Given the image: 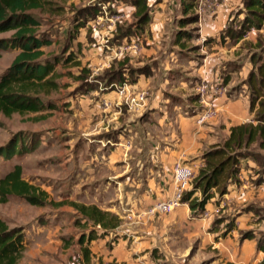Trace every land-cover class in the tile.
Listing matches in <instances>:
<instances>
[{
    "label": "crops",
    "instance_id": "obj_1",
    "mask_svg": "<svg viewBox=\"0 0 264 264\" xmlns=\"http://www.w3.org/2000/svg\"><path fill=\"white\" fill-rule=\"evenodd\" d=\"M185 1L147 0L149 22L138 26L132 0H97L79 8L75 16L78 26L68 32L62 49L64 63L69 54L70 62L77 59L75 43L85 48L96 43L95 53L102 57L83 68L77 64L76 90L69 101H79L80 116L86 118L88 126L93 125L82 133L88 137L85 143L75 145L81 162L69 168L70 160H74L70 155L62 153L57 158L58 168L63 170L57 180L61 193L70 189L68 182L74 181L73 191L77 188L88 190L90 196L96 194L95 198L106 197V204L97 201L90 205L121 220L112 231L90 224L79 233L73 244L78 249L77 264H154L153 260L209 264L207 257L211 254L223 264L264 261L257 241V230L264 227L257 222L260 216L256 211L264 208V175L256 172L258 167L252 158L241 161L240 184H232L223 197L216 194L203 215L194 216L186 203L168 215H141L157 202L173 197L176 164L193 166L197 175L204 166L203 154L226 141L234 126L248 123L256 115L257 108L251 109L248 79L263 62L264 21L260 27L246 23L244 0H220L215 12L198 15L195 10L198 20L185 24ZM131 25L133 32L121 37L122 28ZM53 44L52 40L50 46ZM113 68L122 72L124 80L107 84L108 79L101 78ZM84 69L89 73L79 80ZM201 80L226 87V93L215 99L217 116L204 126L195 123L201 107L196 87ZM84 82L94 87L81 91ZM125 83L129 90L122 96L115 86ZM142 91L148 93L145 106L130 110L126 96ZM56 109L60 107L56 105ZM84 181L88 184L80 183ZM195 196L201 197V193ZM125 213H132L137 220L129 223ZM221 219H235L232 229L223 222L215 224ZM81 222L85 224V220ZM91 231L96 238L81 244V236ZM53 232L60 233L58 229L46 233ZM247 232L252 237L243 238ZM61 235L57 236L59 242L63 241ZM25 240L27 249L26 236ZM156 249L160 252L154 256Z\"/></svg>",
    "mask_w": 264,
    "mask_h": 264
},
{
    "label": "trees",
    "instance_id": "obj_2",
    "mask_svg": "<svg viewBox=\"0 0 264 264\" xmlns=\"http://www.w3.org/2000/svg\"><path fill=\"white\" fill-rule=\"evenodd\" d=\"M136 7V24L146 25L149 22V6L147 0H132ZM247 8L246 23L252 22L260 27L264 21V0H244ZM197 0L184 2V11L188 15L183 22L195 23ZM59 7H54L53 0H0V34L12 33L9 37L0 38V50L17 51L10 66L0 75V114L11 117L15 114L27 115L39 113L46 109H56L49 99L57 89L58 79L62 74L56 71L61 61L60 57L47 58L43 48L52 44V40L40 32L42 14L58 16ZM190 11H192L190 13ZM190 13V14H189ZM38 14V16H37ZM253 18V19H252ZM134 25V24H133ZM133 25L122 28L121 37L133 32ZM1 55V54H0ZM69 54L65 64L70 62ZM89 71H82L78 79H86ZM108 79L107 84L119 83L124 80L118 69L109 70L101 78ZM248 85L251 90V109L256 110L254 123H244L231 129L229 138L223 143L212 146L203 154L204 166L199 170L192 182V189L187 190L182 198L183 203L189 205L195 216L203 215L206 205L217 194L219 197L229 193L232 184L239 185L243 159L252 158L256 165V172L264 175V57L258 71L252 72ZM86 82L79 88L86 92L93 88ZM78 89V90H79ZM30 135L29 145L23 142L19 135L0 148V154L5 158L21 155L35 149V137ZM40 136V135H39ZM29 137V136H28ZM262 179L258 180L261 183ZM200 192L201 197L195 196ZM10 196L25 199L32 205L42 206L48 195L40 191L35 185L23 178V167L15 165L11 171L0 179V206L8 202ZM85 220V227L100 226L103 231L115 230L121 220L114 214L101 210L95 205H85L73 202L70 204ZM222 219H226L225 217ZM218 220L219 225L224 220ZM82 225V222H78ZM228 230L233 227V220L227 224ZM252 237L249 232L243 238ZM96 238L95 232L83 234L80 243ZM258 249L264 252V238L258 240ZM26 250L24 232L19 228H10L0 218V264H20ZM89 250L84 249L87 258ZM264 264V261L259 263Z\"/></svg>",
    "mask_w": 264,
    "mask_h": 264
},
{
    "label": "rangeland",
    "instance_id": "obj_3",
    "mask_svg": "<svg viewBox=\"0 0 264 264\" xmlns=\"http://www.w3.org/2000/svg\"><path fill=\"white\" fill-rule=\"evenodd\" d=\"M53 1L54 7H59L57 11L59 16L56 15L57 17H52L42 14L43 18L40 20V32L49 36L54 42L52 46L44 48L46 57L53 58L57 56L61 57V61H64L65 57L62 53V49L66 44L68 32L76 28L77 23L75 16L79 8H82L88 3L96 2L97 0ZM261 28L264 34V24ZM11 34L10 32L0 34V38L9 37ZM77 44L78 43H75L74 47V51L78 56L77 59L70 62L68 65H64V62H60L56 66V71L62 75L58 79L59 83L57 84V89L52 91L53 93L50 95L49 99L51 98L55 106L58 105L60 109L46 110V112L42 111L37 114L31 113L23 116L15 114L11 117H5L0 114V148L7 145L9 141L17 135L23 139L25 144L29 145L30 140H32L30 139V135L34 133L38 134V136L34 138L36 141L34 151H28L10 158H5V155L0 154V179L11 171L15 165H21L23 167V178L30 184L35 185L40 191L46 192L48 195L46 203L42 206L32 205L25 199L17 196H10L8 202L0 206V218L5 221L10 228L21 229L29 242V246L20 260V264H77L78 249L74 247L73 244L76 242L77 235L90 227H85V224L81 225L78 223L83 219H79V214L70 204L76 202L90 205L93 202L99 201L104 205L107 200L106 197L95 198L96 194H94V192H90L94 194L90 196L86 193L88 190H77L76 188V190L73 191V187L76 183L74 181L68 182L71 184L70 189L68 191H62L61 193L59 186L60 181L57 180L58 173L63 174V170L58 168L57 158L62 153L65 155L68 154V156L70 155L71 159L74 160H70L69 168L71 164H78L81 162L79 151L75 148V145L77 144L76 146L78 147L80 143H85L88 137L82 136V133L86 134L91 128V125H93L92 123L88 126V124L84 122L86 118L80 116L78 112V110H81L79 101L75 100L72 104L69 100H71L70 97L76 90L74 88L76 87V76H78L79 70L77 68L79 65L77 64H81L80 67L83 68V65H88L92 61L96 63L97 59L101 60L102 55L95 53L98 50L95 46L96 43L92 46H87V48ZM17 53V51L9 49L0 50V75L10 66ZM76 53H74V55H76ZM74 64H76V66H74ZM65 104L69 105L66 106ZM70 104H72V106ZM220 143H223V141ZM60 144H66L69 147L63 148ZM84 160L87 161L88 158L85 157ZM80 183L88 184V181ZM78 188L80 187L78 186ZM256 211L257 215L260 216L257 222H260L264 227V208L261 207ZM218 213L220 212L216 210L215 214ZM131 214L132 213L126 215L125 213L127 217L126 220L129 223H132L133 220H137V218L133 217ZM158 214L159 216L163 215L162 213ZM141 215L151 217L147 214ZM229 222H223V224H226L225 226L227 229L229 227L227 225ZM234 223L235 219L233 220V224ZM48 228L53 230L58 229L60 233L53 232L51 235H47L46 232L50 230ZM258 228L259 227H256L255 229ZM257 232V236L259 237L258 240L264 238V228L257 230ZM62 233L66 235H61ZM60 235L63 237L62 242H59L57 238V236ZM207 251L210 252L209 249ZM159 252V249L154 250V256L159 254ZM207 260L208 263L210 262L209 264L222 263L221 260L213 254L209 255ZM191 261L192 260H182L184 264H191ZM153 262L154 264H167L163 261L161 263L153 260Z\"/></svg>",
    "mask_w": 264,
    "mask_h": 264
},
{
    "label": "built area",
    "instance_id": "obj_4",
    "mask_svg": "<svg viewBox=\"0 0 264 264\" xmlns=\"http://www.w3.org/2000/svg\"><path fill=\"white\" fill-rule=\"evenodd\" d=\"M220 0H197L196 11L198 15L210 12H215ZM205 41V38L204 40ZM135 45L136 44H132ZM127 47V46H126ZM124 47V49H126ZM118 89L120 95L125 96L129 90V84L125 83L120 86H115ZM226 93V87L222 83H210L207 80H201L196 87V95L198 102L201 105L195 116V123L198 126H204L211 120H213L218 114V108L216 105V97L224 95ZM148 93L145 91L129 95L125 98V103L130 110H139L145 106ZM251 123H256L254 120ZM248 122V123H250ZM196 176L195 168L188 164L178 163L174 167L173 180L176 185L175 193L173 197L168 201H160L149 208L146 214L156 215L158 213L169 214L174 212L178 207L183 205L182 198L187 190L192 189V182ZM240 177V175H239ZM241 180V179H240ZM242 181V180H241ZM187 204V203H186Z\"/></svg>",
    "mask_w": 264,
    "mask_h": 264
}]
</instances>
